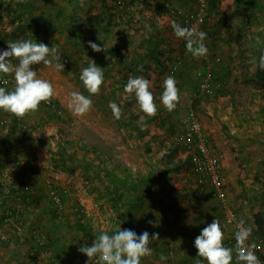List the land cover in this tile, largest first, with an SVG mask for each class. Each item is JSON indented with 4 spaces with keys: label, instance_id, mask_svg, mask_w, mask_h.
<instances>
[{
    "label": "crops",
    "instance_id": "crops-1",
    "mask_svg": "<svg viewBox=\"0 0 264 264\" xmlns=\"http://www.w3.org/2000/svg\"><path fill=\"white\" fill-rule=\"evenodd\" d=\"M167 5L176 7L189 16L194 13L196 8L195 0H148L146 6L136 12L118 10L116 0H0V50H6L8 42L25 39H33L49 47H56L60 57V61L57 62L64 65L63 73H69L73 69L74 60L77 58L82 60V58H86V54V63L82 66L83 68L88 67L93 61L104 71V84L99 93L104 98L102 100H107L105 110L108 111H111L108 107L110 101L121 102L124 96V85L130 76H143L149 79L153 92V90H158L153 85L163 84V80L175 67L179 95L186 96L184 91L191 90V94L195 97H204L196 91L198 79L192 81L191 77L198 67L207 65V55L211 52L216 60L224 58V68L222 71H218L219 74H222L219 77L222 87L212 97L216 98L218 104L226 98L230 101V105H236L234 100L237 101L239 95L233 94L231 86L233 83L237 84L233 78H238L241 83L243 81L239 80V76H245L247 79L255 78L264 85V70H259L254 63V60L258 59L261 52L264 51V43L257 45L255 40V37L259 36L261 41H264V0H216V13H211L207 17V27L202 25L196 27L197 30L207 33L206 43L209 52L204 57H193L187 52L185 41L175 37L171 27L172 22L175 21L181 25L182 23L180 19L167 14ZM219 18H222L225 24ZM218 35L224 36V39H217ZM218 41L224 42V44L222 45ZM89 42L104 46V51L94 52L88 47ZM166 57L169 58V63L164 62ZM211 58L213 57L211 56ZM233 60L236 61L233 62ZM54 61H52V65L47 66L40 62L37 66L42 65L43 68H49V71L57 73L54 69ZM236 64H240L244 69L250 67L251 70L237 71ZM37 66L34 64L32 69L36 70ZM74 67L76 66L74 65ZM141 67L143 71H138ZM79 76L80 74L76 76L77 82L86 91ZM49 77L56 89L57 76L52 74ZM58 77L61 78V76ZM160 89L162 90V88ZM228 89L229 92L226 93ZM231 93L232 95H230ZM158 94L153 92L155 100L158 98ZM59 100L64 101L63 99ZM218 104L216 106L209 100L202 102V107L201 105L198 107L206 109L209 114L214 112L224 116L223 112L218 109ZM57 105L60 104L57 102ZM211 105L214 106V109ZM121 107L124 115L121 120H118L119 127L125 132L127 129L135 137H141L138 138V141L128 140L126 142L140 156L136 160L137 162L124 160L123 164L127 167V172H120L121 165L117 170L110 169L108 165H104L100 161V156L92 159H86L87 156H85L78 160V164H74L73 167L80 166V168L90 171L91 173L86 172L90 178L95 175L97 193L94 191L91 195L86 193L83 195L84 193L79 190L72 191L70 208L72 209L79 202H83L88 214H85L83 210L75 212L68 210L70 220L66 221L64 226L62 222H54L49 219L51 211L45 193L40 190L41 177L38 176V179L34 180V177L32 178L28 172L20 179L21 173L18 166L22 161L28 160V155L31 153L27 154L23 151L22 157L14 161V168H11L7 174V182L12 194L10 192L9 196L0 197V264H51V257L57 259V264H74L76 256H80L81 260L86 263L88 258L85 255H79L81 253L77 247L91 246L100 232L108 231L111 234L120 223L122 230L131 229L137 234L144 231H148L150 235L152 233L159 234L158 240L150 244L152 255L142 258V264H162L159 259L160 255L168 257L164 264H196L197 249L193 246L194 239L214 219L219 220L223 225L224 239H231L233 236L231 229L224 223L221 208L216 207L214 198L209 201L213 203L211 208L201 209L198 203L205 205L207 201H198L202 199L197 198H195L197 204L186 205L188 193L184 183L177 181L178 186H174L171 182L172 175L168 173L171 166H163V164L177 160L172 157L176 150L174 146H165L166 142L150 139L154 131H150L147 126L153 117H147L140 112L134 94L129 95ZM40 110V112L36 110L29 113L27 120L25 119L26 122L29 120V126L34 121L38 125L39 116L46 120L50 119V115L42 112L44 108ZM241 112L242 115H239L241 119L238 121L240 125L236 128V135L243 141L235 140L233 145H224L225 141L218 136L217 126L204 119L203 123L201 122L208 135L210 148L221 159L224 182L232 186L240 182L238 177L244 172V170H239L238 165L234 166L233 162H236V159L233 162L230 161L232 150L237 151L232 153L234 157L242 156L246 163L247 160H249V164L263 163L264 161V142L257 143V138L264 141V133L258 125L250 127L246 121L247 117L243 115V111ZM1 114L4 113H0V122L5 118L1 117ZM252 114L261 117L258 111L254 110ZM137 115H142L143 120L141 118L136 120L134 117ZM44 119L42 122L45 121ZM262 120H264V116H262ZM14 122L16 123V120ZM12 124L13 121L9 125L8 123L5 126L0 125V141L4 142L7 134H10L11 140V144L3 148L1 152L0 173L7 166L8 157L16 151L19 152V144L15 135L17 128ZM43 129L45 128L43 127ZM32 133H30L32 136L29 138L30 143L34 141L36 135V133L33 135ZM143 133L144 136L141 135ZM248 133L252 135H248ZM249 138L250 140L255 138L253 146H249L251 145V141H247ZM175 140L176 143H179L176 137ZM226 140H228L227 137ZM36 143L38 144V142ZM36 143L32 144L34 146L33 160L31 161V165L33 164L35 169L36 164L41 162V159L37 158ZM180 154L181 156L188 154L191 159L189 150H186L184 154L180 152ZM175 165L181 168L183 161H175ZM47 167L44 166L40 170L46 168L45 172L47 173ZM258 167L260 165H257L256 171H258ZM248 170L250 171V169ZM45 172L40 171V176H43ZM258 172L262 175L264 182L263 165ZM55 177L61 184L63 181L60 180L66 179L65 177L62 179L60 175H55ZM193 181L192 192L195 196V178ZM17 182H20L19 185L22 186V189L16 185L13 186ZM85 182L88 183L87 179ZM77 186L76 183L73 188ZM99 188H103V191ZM261 196L264 197V190L263 193H260ZM94 197L95 199H93ZM6 209L17 210L19 217L26 224L27 229L24 233L15 234L3 225L2 217ZM258 209L259 207L256 208V210ZM90 211L94 213L92 218L88 217ZM76 216L82 217L84 220L80 221ZM91 219H96V221L90 222ZM67 225L69 227L66 228ZM251 226L255 230L253 222ZM33 228L42 229L47 237L54 240L56 255L51 254L53 251L46 253L45 250L46 255H36V244L29 235V231ZM62 228L65 230L64 234L55 233L57 229L61 230ZM61 234L62 236H60ZM56 236H59L60 239H56ZM70 242L73 245L71 244L72 247L69 248ZM257 242L264 253L263 239L258 236ZM63 244L67 247L64 248ZM68 248L69 251H67ZM75 248L78 255H74ZM171 249L179 252L180 257L173 258L169 254ZM67 252L69 253L66 254Z\"/></svg>",
    "mask_w": 264,
    "mask_h": 264
},
{
    "label": "rangeland",
    "instance_id": "rangeland-1",
    "mask_svg": "<svg viewBox=\"0 0 264 264\" xmlns=\"http://www.w3.org/2000/svg\"><path fill=\"white\" fill-rule=\"evenodd\" d=\"M207 17L208 16H206V19L202 24V26H205V28L208 25ZM217 39H224V36L218 35ZM218 42L220 44L222 43V45L224 44V42H220V41ZM205 44L208 45L206 43V40H205ZM207 56H208L207 64L210 63L214 69L213 77L216 80L220 81L221 79L219 77H221L222 74H219L218 71H222V69L224 68L223 67L224 58L216 60L213 56V52H211V54L209 53ZM211 56L213 58H211ZM85 61L86 58H82V60L80 58L75 59L74 64H72L73 65V69L71 70L72 72L70 71L69 73L67 72L63 73L62 71H57L54 67V69L57 71V73H55L53 71H49V68H43L42 65L37 66V64H36L37 66L36 70L34 69L35 71H38L39 78L47 79L50 81L49 75L51 76L53 74L57 76V80H56L57 86L55 89L56 95L53 96L51 99H55L54 101L60 104L59 107L62 109V112L58 114L54 109L51 110L50 108L45 107L41 104L37 109L40 112L41 111L40 109L44 108L42 112L44 114L46 112V114L50 115L49 116L50 119L46 120L42 118V116H39L38 125H36V121L32 122V124L30 123L31 133L33 132L32 135L36 133L33 142L34 143L38 142V144L36 143L37 145L36 151L38 152L37 158H40L41 162H39V164H36V169L32 164L30 167L31 170H29L28 174H30L32 178L34 177L33 178L34 180H36V178L38 179V176L41 177L40 180L41 187L40 185L38 186L40 187V190H42L46 195L47 204L49 206V210L51 211L49 215L50 216L49 219L53 220L54 222L56 221L60 223L62 222L63 226L65 225L66 221L70 220V213L68 211L69 210L68 208H70V204L72 203V194H73L72 191H74L75 189L79 190L80 192L84 193L83 195H85V193L91 195L92 192L94 191L97 193L95 187V182H96L95 175L93 176L91 174L92 178H90L89 174H86V172L91 173L90 171H87L86 169H82L80 168V166L73 167L75 163L78 164V160H80V158H85V156H87L86 159H92L96 156H100L99 158L100 161L104 163V165H108L110 169L117 170L121 165L120 172H127L126 170L127 167H125L123 164L124 160L137 162L136 160L140 156L139 153H137L135 149L130 148L126 142L128 140L138 141L139 140L138 138L141 137H135L127 129L126 132L125 131L123 132L121 127H119V121L113 119L111 111L105 110V108L107 107L106 104L107 100L106 101L102 100L104 98L101 93L95 94L93 97H91L93 101L92 108L88 113H86L83 116H77L73 114V112L69 110V108L67 107L69 96L72 91L81 92L86 96L89 95L88 92H86L83 88L80 87V84L77 82V78H76L77 74L79 75L81 73V70L83 68L82 66L86 63ZM235 61L236 60H233V62ZM54 62L55 64L58 63L57 60H55ZM12 63L14 64L18 63V60L16 58H13ZM74 65L76 67H74ZM221 65L222 67L220 68ZM32 66L33 65H31V68ZM202 68H204V66L198 67V69H202ZM234 68L235 67L233 65V69ZM236 70L237 71L242 70L244 72L246 70H251V68L247 67V69H244V67H242L240 64H236ZM168 75H172L175 77V79H177L178 76H177L176 67L172 69L171 73H168ZM58 76H61V78H59ZM195 79H198L196 75V71L192 73V77H191L192 81H194ZM233 80L235 83H237L236 85L233 83V85L231 86V88L233 89V94L236 96L239 95L237 101L234 100L236 104L235 106L230 105V101L226 98L220 101L218 104L216 98H212V97L208 98L205 97L204 95H200L204 97H198V96L195 97L193 94H191V90H187V92L183 90L186 96L179 95L180 96L179 102L177 103L175 110L171 112L167 111L159 100V96L163 91L162 84L159 83L158 85L157 84L153 85L155 88L159 90V91L153 90V92L159 94H158V98H156L155 100V103L158 106L157 115L153 117V120L149 122L147 126L150 128V131H154L150 139H153V141L161 140L163 142H166L165 146L167 145L174 146L176 152L172 155V157L177 160H173L172 163L163 164V166L165 165L171 166L170 167L171 170L168 171V173L172 175L171 182L174 186H178V184H176L177 181L184 183L186 187V191L188 193V197H186L187 206H193L194 204H197L198 202L195 200V198H197V199H202L198 201H203V200L207 201L205 205L204 204L201 205L198 203V205L201 206V209H205V207L211 208L213 203H210L209 201L212 200V198L214 197L212 195H209L210 193L207 192V187H204L203 189L202 198L193 196V192H192L194 185L193 179L195 178L196 180V176L191 171L189 155L187 154V156H185L184 154L186 150H188V148L184 145L181 146L179 143L175 142L176 140L174 137V131H175L176 122L186 110V103L184 102V99L186 98L191 99V103H192L191 106H193V109L196 112L197 117L201 122L204 119L206 121H210L212 124L218 127L217 129L218 136L222 137V139L225 141L224 144L225 146H228L229 144L233 145L235 140L243 141L242 138H237L236 135V128L238 125H240L238 121H240L241 119V117H239V115H242L241 111H243V115L247 117L246 121L248 122L250 127L252 128L257 127L258 125L260 126L262 132L264 133V127H263L264 120H262V116H264V85H262V82H258L255 78L247 79L245 76H239V80H242L243 83L239 82L238 78L237 79L233 78ZM234 87L236 88L234 89ZM160 88H162V90ZM229 89L226 90V93L229 92ZM230 95H232V93ZM261 95L262 98H260ZM59 99H63L64 101H60ZM209 100H211L212 103H215L216 106L218 104L219 106L218 109L223 112L224 116H222L221 114L217 115L214 112H211V114H209L206 109L204 108L202 109L198 107L200 105L202 107V102ZM212 108L214 109V106H212ZM254 110L256 112L258 111L261 117L254 116V114H252ZM0 113H4L5 115L1 114V117H5L3 119L8 121L7 122L8 125L11 124L15 115L10 112H5L3 110H0ZM28 116L29 113H27L24 116V120L25 119L27 120ZM141 117L142 115H137L134 118L137 120ZM43 119L45 120L44 122H42ZM43 127L45 129H43ZM47 131L49 133H46ZM141 135L144 136V133ZM248 135H252V134L248 133ZM225 136L228 138V140H226ZM30 137L32 136L29 135V138ZM249 140L250 138L247 139V141ZM250 141H251L250 143L251 145H249L248 143L247 144L249 146H253V144H255V138H253V140ZM33 142L30 144L32 145ZM263 142L264 141L257 138L258 144H262ZM180 152L184 154L185 158H183L184 156H181ZM233 152H237V151L232 150V153ZM232 153L230 155V161L233 162V160L236 159V162H233L234 166L236 167V165H238L239 170L240 171L244 170V172L241 176L238 177V180L240 182L237 183L235 182L236 184L234 186L230 185L229 183L226 184L228 201L232 205V207L246 221H248L251 224L252 222L254 223L255 214H261L262 218L264 219V197L263 196L260 197V193H263L264 190L263 189L264 182L262 181L263 179L262 175L260 174V172H258L262 165L264 169V161L263 163L254 162L253 164H249V160H247L248 162L246 163V161H244L242 156L234 157ZM179 160L183 161V167L181 168L175 165V161H179ZM257 165H260V167H258V171H256ZM44 166H48L47 173L45 172L46 168L40 170V168ZM248 169H250V171ZM40 171L45 172V174H43V176H40L39 173ZM262 172L263 171L261 169V173ZM55 175L62 176V179L63 177L66 178L65 180H60L63 181L62 182L63 184L57 181L58 178H56ZM46 179H50V181L54 185H56L60 189V191H62L63 200L67 210L63 212H58L53 207L49 197L48 187L46 185ZM86 179L88 183L85 182ZM76 183L78 184V186L76 188H73L75 187ZM99 189L103 191V188H99ZM93 199H95V197ZM215 200L216 199L214 198L216 207L217 206L220 207L219 202L217 200L216 202ZM257 207H259L258 210H256ZM93 214L94 213L90 211L88 217L92 218ZM76 217L80 221L84 220L82 217L81 218L78 216ZM94 221H96V219L90 220V222H94ZM65 227L67 228L69 227V225ZM40 231L43 232L42 229H40ZM64 232L65 230L63 228L61 230L57 229L55 231V233L58 235L59 233L64 234ZM62 234L60 236H62ZM56 239L59 240L60 237L56 236ZM257 239H258V235L254 232L253 241L255 240L257 241ZM48 240L50 242H48L44 248H42L40 245L36 243V255H41V254L46 255L44 250L46 251V253H48V251H53L51 254L56 255L54 240H51V238H49ZM71 244L72 243L70 242L69 248ZM66 247L67 246L65 245L64 248ZM69 248L67 251H69ZM77 248L79 249V247ZM74 252H73L74 255H78L77 249ZM68 253L69 252H67L66 254ZM79 255H83V254L81 253ZM177 261L179 262L181 260H177Z\"/></svg>",
    "mask_w": 264,
    "mask_h": 264
},
{
    "label": "clouds",
    "instance_id": "clouds-1",
    "mask_svg": "<svg viewBox=\"0 0 264 264\" xmlns=\"http://www.w3.org/2000/svg\"><path fill=\"white\" fill-rule=\"evenodd\" d=\"M171 27L175 37L185 41L186 50L193 57H204L208 54L209 49L205 44L207 33L182 26L175 21L172 22ZM255 40L257 45L264 43L259 36H256ZM88 47L94 52L104 51V46L94 42H89ZM85 57L87 58L86 54ZM13 58H16L18 63L13 64ZM53 60L60 61L56 47H49L33 39L8 42L7 49L0 50V79L11 74L15 85L11 90L0 87V110L10 112L16 117H23L27 113L36 111L41 102H49L56 95L55 88L49 80L39 78L38 71L33 70L31 65L40 62L44 65H52ZM254 63L259 70H264V51L258 59L254 60ZM54 67L57 71H64L62 63L58 62ZM138 71H143V68H139ZM79 79L89 95L72 91L67 107L73 114L83 116L92 108L91 96L98 94L104 84V71L91 61L88 67L82 69ZM3 82L7 83L6 80ZM162 87L160 103L171 112L175 110L180 99L177 80L169 75L163 80ZM151 88L149 79L143 76H130L124 85V96L121 102L110 101L108 104L113 119L123 118L121 104L132 94L135 96L140 112L147 117H154L158 106ZM141 119L143 120V117ZM193 126L198 127L195 124ZM120 224L111 234L108 231L100 232L91 246L79 247L78 251L88 258L86 264H93V262L95 264H142V258L152 255L150 244L158 240V233L150 235L148 231H144L137 234L131 229L122 230ZM251 234L252 228L246 226L244 220H240L235 232V247H227L223 242V225L217 219L212 220L194 239L193 246L197 249L196 264H233L234 257L235 264H262L257 255L258 246L249 240ZM159 259L164 264L168 257L160 255Z\"/></svg>",
    "mask_w": 264,
    "mask_h": 264
},
{
    "label": "built area",
    "instance_id": "built-area-1",
    "mask_svg": "<svg viewBox=\"0 0 264 264\" xmlns=\"http://www.w3.org/2000/svg\"><path fill=\"white\" fill-rule=\"evenodd\" d=\"M147 2L148 0H116V6L120 11L136 12L146 6ZM195 2L196 8L191 16L183 13L176 7L168 5L166 6L167 14L173 18L180 19L183 26L196 28L197 26L202 25L206 19L207 0H195ZM164 62L169 63V58L166 57ZM213 71V66L210 63H208L203 69L196 71L198 78L196 90L199 95L214 97L217 91L222 87V83L213 77ZM4 80H6L7 83H4ZM14 85L15 81L11 74L0 79V87H5L11 90ZM184 102L186 103V110L176 122L175 137L181 145L186 146L188 150L191 151L190 167L191 171L196 176L194 194L195 196L201 198L203 196L204 187H207V192L219 202L222 212V219L224 223L230 227L231 234H233L231 239L229 238L223 242L225 246L234 248L236 244L235 232L237 230V223L240 220H244L246 226H250L251 228L252 226L229 203L226 184L224 182V169L221 164V159L213 151V149L210 148L208 135L206 134L201 121L198 119L193 106H191V99L186 98L184 99ZM41 105L54 109L58 114L62 112V109L53 99H51L49 102H41ZM6 124L7 120L3 119L0 122L1 126H5ZM194 124L198 125V127H194ZM15 127L17 128L15 134L16 139L21 142H26L28 140V136L31 133V129L29 124L25 122L24 116L16 117ZM28 142L29 141L24 144L23 148L21 147L19 152L16 151L11 154L10 157H8L9 160L7 162V166L0 173V197H6L10 195L11 191L7 182V174L11 168H14V161L19 160L22 154H24L23 151H25V148L30 147ZM46 185L48 187V193L53 207L58 212L67 210L63 200L62 191H60V189L54 185L50 179H46ZM69 210L74 212L83 210L85 214H88L83 202H79L77 206L73 207L72 209L70 208ZM2 223L13 233L18 235L24 233L27 229L24 220L19 217L17 210L12 211L6 209L2 217ZM29 235L31 240L35 244L37 243L40 245L42 248H44L49 242L47 235L36 228L31 229L29 231ZM249 240L258 246L257 255L262 261V264H264V253L258 242L256 240L253 241V228ZM169 254L173 258L178 256L180 257V254L174 249L169 250ZM50 262L51 264H57V259L55 257H51ZM74 264L86 263L81 260L80 256H76L74 258ZM93 264H95V262H93Z\"/></svg>",
    "mask_w": 264,
    "mask_h": 264
},
{
    "label": "trees",
    "instance_id": "trees-1",
    "mask_svg": "<svg viewBox=\"0 0 264 264\" xmlns=\"http://www.w3.org/2000/svg\"><path fill=\"white\" fill-rule=\"evenodd\" d=\"M215 8H216V0H207V15L206 16H209V14H211V13L212 14L216 13V9ZM219 20L222 23H224L222 18H219ZM220 89L217 92H219ZM14 120H16V116L13 118V124L12 125H15ZM12 127L14 128V126H12ZM9 135L10 134H7L5 136V138H4L5 141L4 142L0 141V144H1L0 145V155H1V152H2L3 148H5L7 145L11 144V140H10V136ZM27 141H29V136H28V140ZM17 142L19 144V148H18L19 150L21 149V147L23 148L24 144L26 143V142H21L18 139H17ZM28 143H29L30 147L25 148V153H27V154L31 153V154L28 155V160L29 161L28 160L22 161L19 164V166H18L20 168L19 172L21 173L20 174V179H21L22 176L27 174L29 172V170H31L30 167H31V161L33 160V151H32L33 150L32 149L33 146L30 144V142H28ZM19 183L20 182L14 183L13 186L16 185V186L20 187V189H22L21 188L22 186L19 185ZM11 194H12V191H11ZM221 216H222V212H221ZM254 225H255V230L253 231V233L255 232L261 239H264V219L262 218L261 214H255V216H254ZM226 240H228V239H224V241H226ZM234 262H235V260H234Z\"/></svg>",
    "mask_w": 264,
    "mask_h": 264
}]
</instances>
